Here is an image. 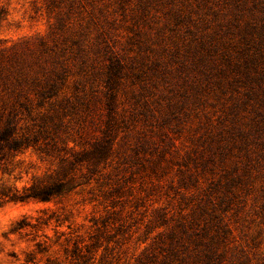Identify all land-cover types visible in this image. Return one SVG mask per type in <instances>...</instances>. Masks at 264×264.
I'll list each match as a JSON object with an SVG mask.
<instances>
[{
  "label": "rangeland",
  "instance_id": "rangeland-1",
  "mask_svg": "<svg viewBox=\"0 0 264 264\" xmlns=\"http://www.w3.org/2000/svg\"><path fill=\"white\" fill-rule=\"evenodd\" d=\"M259 52L264 0H0V128L54 137L0 161V197L78 184L0 198V264H264Z\"/></svg>",
  "mask_w": 264,
  "mask_h": 264
},
{
  "label": "trees",
  "instance_id": "trees-1",
  "mask_svg": "<svg viewBox=\"0 0 264 264\" xmlns=\"http://www.w3.org/2000/svg\"><path fill=\"white\" fill-rule=\"evenodd\" d=\"M263 61L264 56L259 52L252 56L249 65L246 66L247 77L252 76L253 81H256L259 84L264 81V69L261 68L259 71V69L257 70V66L262 67L261 64ZM252 67H255L256 70L254 71L257 75H253L251 73ZM111 70H114V74H118L120 71L116 65H111ZM57 92V83H52L47 89L41 92L40 95L42 98L38 103L43 105L46 99L52 98L57 94ZM39 127V129L20 133L17 131L16 126L12 124V121L8 120L7 124L0 128V161L7 154H16L17 152H23L30 148H34L41 152H47L49 154L51 152V148L49 147L51 141L49 138L53 140L54 137L49 131L43 129V124H40ZM56 143V140H54V145ZM111 144L109 134H105L104 138L95 141L91 148L80 151H75L74 148H69V150H71V159L69 160V163L74 165L86 162L89 165L95 166L104 159L108 158L111 151ZM65 149L67 148L65 147ZM65 159L66 157L63 158V160ZM77 186L78 184L74 182L73 178H69L68 173H65L63 177H59L48 182H35L31 186L22 190L15 189L14 192H1L2 196L0 198L2 199L6 197L10 200L21 201L29 198H38L43 201H49L51 199L62 198L71 194ZM26 225H28V223L25 219H23L18 222L16 228L22 229ZM76 255H78V248H74L72 251V256Z\"/></svg>",
  "mask_w": 264,
  "mask_h": 264
}]
</instances>
